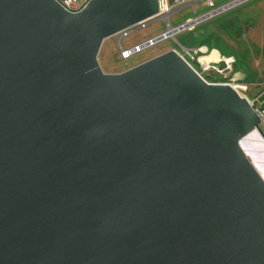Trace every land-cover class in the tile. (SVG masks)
Wrapping results in <instances>:
<instances>
[{
	"label": "water",
	"instance_id": "1",
	"mask_svg": "<svg viewBox=\"0 0 264 264\" xmlns=\"http://www.w3.org/2000/svg\"><path fill=\"white\" fill-rule=\"evenodd\" d=\"M159 12L0 0V264H264L249 99L174 49L122 72L99 62Z\"/></svg>",
	"mask_w": 264,
	"mask_h": 264
},
{
	"label": "rangeland",
	"instance_id": "2",
	"mask_svg": "<svg viewBox=\"0 0 264 264\" xmlns=\"http://www.w3.org/2000/svg\"><path fill=\"white\" fill-rule=\"evenodd\" d=\"M213 1L214 7L209 6L207 0H193L179 5L172 14V25L179 26L189 21H195L215 9L235 2V0ZM166 30L165 21L157 19L146 28L125 38L123 44L126 47H131ZM177 39L186 47L194 48L199 44L208 48L207 59L213 60L215 63L212 62L210 68L202 72L207 80H219V75L213 66H221L225 60L229 59L234 63L233 74L229 80L239 92L250 100L261 96L264 89V0H245L233 4L232 7H228L218 14L197 21L191 28L180 33ZM201 40L207 41V44H200ZM176 47L178 45L175 41L167 39L141 54L121 60L118 36L115 35L104 41L99 54V62L105 72H122ZM194 65L201 70L200 64L194 62ZM251 141L254 145L251 150L258 158L256 160H260L264 166L263 140L255 138Z\"/></svg>",
	"mask_w": 264,
	"mask_h": 264
},
{
	"label": "built area",
	"instance_id": "3",
	"mask_svg": "<svg viewBox=\"0 0 264 264\" xmlns=\"http://www.w3.org/2000/svg\"><path fill=\"white\" fill-rule=\"evenodd\" d=\"M61 4L68 10L72 12H78L80 11L88 1H80V0H59ZM193 0H159L160 2V12L157 16L143 20L131 27H128L122 31H120L117 36H118V41H119V58L121 60H127L130 59L138 54H141L145 50H148L154 46H156L158 43L167 40V39H172L173 41L176 42L178 47L173 48L180 56H182L205 80H207L203 75L202 72L206 71L210 68L211 63H215L213 60H208L207 55H208V48L205 46H200V47H186L183 44H181L177 36L186 31L187 29L191 28L194 23L197 21H202L210 16H213L215 14H218L222 10H225L228 7H232L234 2H230V4L224 5L218 9L213 10L212 12L208 13L206 16L196 19L195 21H189L186 23H183L179 26H173L172 25V14L176 11V8L179 5H184L185 3H188ZM207 3L209 6L214 7L215 3L213 0H207ZM157 19H163L166 23L167 30L161 34H158L154 37L148 38L147 40L143 42H139L134 44L131 47H126L123 44V40L127 37H129L132 33L146 28L151 22L157 20ZM206 58V59H204ZM194 62L197 64H200L201 70L198 69L195 65ZM221 66H213L219 77L222 78L221 81H209L211 83H229L232 86L236 88V86L232 83L230 79V76L233 74L234 70V63L232 60H225ZM237 89V88H236ZM248 98V97H247ZM249 99V98H248ZM250 103L256 110V112L259 114L261 118V127L264 132V89L258 98L254 100H250Z\"/></svg>",
	"mask_w": 264,
	"mask_h": 264
},
{
	"label": "bare ground",
	"instance_id": "4",
	"mask_svg": "<svg viewBox=\"0 0 264 264\" xmlns=\"http://www.w3.org/2000/svg\"><path fill=\"white\" fill-rule=\"evenodd\" d=\"M253 136H254V135H250V136H249L248 140H249L250 142H249L248 147H247V149H248L250 152H252V154H253V151L251 150V148H254V145L251 143V142H252L251 140H252V139H255V137H253ZM254 154H255V153H254ZM254 154H253V155H254ZM255 157H256V159H258L256 155H255ZM260 158H261V156H260ZM257 162L259 163V165H260L261 167L264 168V166L262 165V163L260 162V160H258Z\"/></svg>",
	"mask_w": 264,
	"mask_h": 264
},
{
	"label": "trees",
	"instance_id": "5",
	"mask_svg": "<svg viewBox=\"0 0 264 264\" xmlns=\"http://www.w3.org/2000/svg\"><path fill=\"white\" fill-rule=\"evenodd\" d=\"M200 44H203V45H204V44H207V41H203V40H201V41H200ZM198 46H200V45L198 44ZM198 46H197V47H198ZM221 80H222V78L219 77V80H215V81H221Z\"/></svg>",
	"mask_w": 264,
	"mask_h": 264
},
{
	"label": "crops",
	"instance_id": "6",
	"mask_svg": "<svg viewBox=\"0 0 264 264\" xmlns=\"http://www.w3.org/2000/svg\"><path fill=\"white\" fill-rule=\"evenodd\" d=\"M83 2H85V1H88V0H82Z\"/></svg>",
	"mask_w": 264,
	"mask_h": 264
}]
</instances>
